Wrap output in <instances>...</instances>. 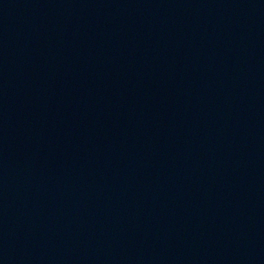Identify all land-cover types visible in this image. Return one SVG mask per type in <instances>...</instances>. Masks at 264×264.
Returning a JSON list of instances; mask_svg holds the SVG:
<instances>
[{"label":"water","instance_id":"95a60500","mask_svg":"<svg viewBox=\"0 0 264 264\" xmlns=\"http://www.w3.org/2000/svg\"><path fill=\"white\" fill-rule=\"evenodd\" d=\"M0 264H264V0H110L20 88Z\"/></svg>","mask_w":264,"mask_h":264}]
</instances>
